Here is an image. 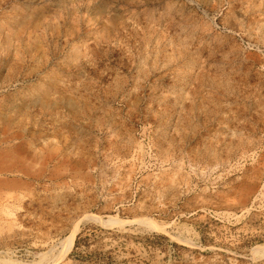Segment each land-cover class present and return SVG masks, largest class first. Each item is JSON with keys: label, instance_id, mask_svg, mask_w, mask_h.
<instances>
[{"label": "rangeland", "instance_id": "1", "mask_svg": "<svg viewBox=\"0 0 264 264\" xmlns=\"http://www.w3.org/2000/svg\"><path fill=\"white\" fill-rule=\"evenodd\" d=\"M75 227L57 264H264V0H0V264Z\"/></svg>", "mask_w": 264, "mask_h": 264}, {"label": "bare ground", "instance_id": "2", "mask_svg": "<svg viewBox=\"0 0 264 264\" xmlns=\"http://www.w3.org/2000/svg\"><path fill=\"white\" fill-rule=\"evenodd\" d=\"M78 228L75 227L68 237L61 243V247L58 250V253L56 256L51 258L50 264H57V263H64L65 262V257L69 253V251L72 249L73 242L75 239V235L77 233Z\"/></svg>", "mask_w": 264, "mask_h": 264}, {"label": "trees", "instance_id": "3", "mask_svg": "<svg viewBox=\"0 0 264 264\" xmlns=\"http://www.w3.org/2000/svg\"><path fill=\"white\" fill-rule=\"evenodd\" d=\"M77 244H78V241L76 240V241H75V246H74V247H77Z\"/></svg>", "mask_w": 264, "mask_h": 264}]
</instances>
